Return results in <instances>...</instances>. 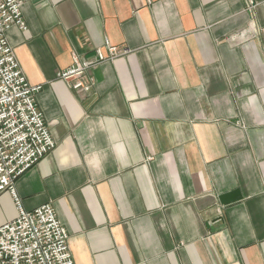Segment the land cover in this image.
I'll return each mask as SVG.
<instances>
[{
	"label": "crops",
	"instance_id": "crops-1",
	"mask_svg": "<svg viewBox=\"0 0 264 264\" xmlns=\"http://www.w3.org/2000/svg\"><path fill=\"white\" fill-rule=\"evenodd\" d=\"M27 0L7 39L53 152L15 184L75 264H264V0ZM100 62L91 92L56 78ZM235 195L222 204L220 197ZM0 195V227L15 220Z\"/></svg>",
	"mask_w": 264,
	"mask_h": 264
},
{
	"label": "built area",
	"instance_id": "built-area-1",
	"mask_svg": "<svg viewBox=\"0 0 264 264\" xmlns=\"http://www.w3.org/2000/svg\"><path fill=\"white\" fill-rule=\"evenodd\" d=\"M26 1L0 0V195L9 192L19 211L15 220L0 227V264H75L69 234L53 205L25 211L16 195V181L56 148L50 125L36 104L41 87L28 82L7 39L12 26L26 30L22 15ZM104 47L106 56L100 49L97 61L76 56L74 64L56 78L76 94H88L94 82L90 72L100 62L132 53L108 40Z\"/></svg>",
	"mask_w": 264,
	"mask_h": 264
},
{
	"label": "water",
	"instance_id": "water-1",
	"mask_svg": "<svg viewBox=\"0 0 264 264\" xmlns=\"http://www.w3.org/2000/svg\"><path fill=\"white\" fill-rule=\"evenodd\" d=\"M236 200L235 195H223L220 197V201L222 204L226 205Z\"/></svg>",
	"mask_w": 264,
	"mask_h": 264
},
{
	"label": "rangeland",
	"instance_id": "rangeland-1",
	"mask_svg": "<svg viewBox=\"0 0 264 264\" xmlns=\"http://www.w3.org/2000/svg\"><path fill=\"white\" fill-rule=\"evenodd\" d=\"M128 49V48H127ZM130 50V49H129ZM131 54V53H130ZM126 56H128V55H126ZM126 56H123V57H126ZM120 58H122V57H120ZM118 59V58H117ZM115 60V59H114Z\"/></svg>",
	"mask_w": 264,
	"mask_h": 264
}]
</instances>
